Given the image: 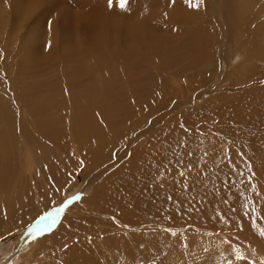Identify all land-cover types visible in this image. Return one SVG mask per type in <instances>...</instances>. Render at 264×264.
<instances>
[{
  "label": "bare ground",
  "instance_id": "bare-ground-1",
  "mask_svg": "<svg viewBox=\"0 0 264 264\" xmlns=\"http://www.w3.org/2000/svg\"><path fill=\"white\" fill-rule=\"evenodd\" d=\"M38 1L40 0H14L12 5L16 8L22 6L23 9L25 8L31 11L36 9L35 3ZM43 1L48 2V5L45 4L46 7L44 10L36 11L38 15L35 20L37 22L35 27L37 25L40 26L39 22L41 21L42 15L48 16L51 13V9H56V5H58V0ZM208 2L205 22L206 24H210L212 29L218 30H215L213 36H211L209 35L208 29L210 28L208 24L204 28L201 27L199 34L201 39L208 43L207 46L189 50L185 48L186 54L182 56H178L177 53L171 57H169L168 54H163V57H160V61L162 62H160L161 64L159 65L147 56L148 51L151 53V49H155L154 46L151 48L149 46L148 50L145 49L143 52L132 43L134 41L127 42L120 47L118 44L122 42L121 39L117 44L116 38L119 37L123 29H135L131 24H120L114 34L115 37L112 33L113 29H107L111 30L110 33L112 38L110 33L106 32V34H102L96 30L102 29V23L104 22L103 18L107 21L112 14H114L117 24L121 18L130 17V15L125 13L128 6L124 9L118 6L108 8L106 6L107 0H70V3L66 2L69 7H74V9H84L83 14H89L88 19L92 18L91 24L95 29H90V34L87 31H85L84 34H79L82 38L76 39L73 47L65 50L66 57L70 58L74 63L79 64V67L68 68L65 70L66 73L59 75L56 79L55 86H52L54 91L51 93L46 94L45 92H38L31 95L30 98H21L20 92L25 90V85L20 78L11 80L12 82L10 85H13V90L8 91L6 90V85L3 86L5 90L2 88V93L0 92V195L5 191L9 181L11 171L7 163L10 161V156H12L10 152L13 150V146L17 147L15 142L16 134L18 135L16 140H19L21 143L26 142L30 149H35L34 151H37L39 147L43 150L45 145L53 146V149L58 148L61 151L60 154H57L52 150L44 149L45 153H37L35 156L37 162L40 157L53 158V160H49L48 162L42 159L40 160V166L44 170L43 183L46 184L47 187H55L56 182L63 178L64 172L61 171V165L63 170L68 172L69 164L66 166L63 160L68 152V148L75 155L73 157H82L83 153L87 156L94 153L99 154V156L102 155L100 161L94 163L92 168H88L84 171L85 175H89L86 186L90 184L93 177L98 178L109 167L115 166L114 164L118 163L119 159L128 156L127 162L114 174H110L107 184L103 186V184L100 183L93 187V194H90L89 198L98 200L100 193H103L106 198L109 192L113 190L114 197L116 198V201L112 202L114 206L111 205L107 207L99 203V208L102 209L103 212L110 211L113 217L118 218L119 221L122 219L129 228L131 227L129 225L137 226L138 224H145L143 228H139L138 231V227L128 230L131 251L127 252L124 248H121V251L124 250L125 252L121 264H140L139 259L141 255L144 257V264H161V262H163V264H210L211 261L203 263L201 260L202 257L200 256H204L210 249L206 252H198L201 248L199 242H202L201 240H206L207 231L225 230L228 231V233H233L236 238L237 234H240L245 242L248 240L253 242V245L256 244L255 246H260V242L262 243V239H264V237L259 235V233L264 230V219L258 220L255 225H251L249 220L243 219V231H238L235 226V223L240 222L242 218L243 209L252 206V201H257L258 199L247 184L243 185V187L241 186L243 188L242 190L240 186L238 187L236 182L238 178L239 180L240 178L247 179V176H251L252 182L257 188L255 190L264 193V139L262 138L261 140L256 136L251 138L246 137L245 141H248V143L250 141L251 147L248 146V149H243V154L239 152V148L237 151L239 155L235 158L237 163L231 165V163L228 162L232 166V169L237 165V173L232 172L234 173L232 174L231 170H228L229 168L226 169L228 164H223L225 167L227 166L225 168L218 157H220L219 154L228 155V153L233 152L231 148H229L230 152H226L225 149H222V147H227L228 145L226 137L229 136V132L236 131L237 128L243 124L264 127V89L247 90L245 92L246 94L244 93L245 95L235 96L230 99L228 95H220V97H216L219 107H216V109L214 108V110L211 109L213 111L208 113L207 116H201L203 110L194 105L193 108L181 109L178 114L179 119H177L175 123L165 124V122H163L160 126H156L157 123H159V119L162 121L165 116V114L159 115V113L155 111V108L157 109L161 102V99H158V97L162 95V89L165 88L167 84L166 81L170 84L169 79H176L178 77L176 74L185 71L191 72V70L197 69L201 62L209 60L214 48V42L217 39L216 36L219 37L218 35H222L231 37L229 31L233 28L236 29V33H233L234 40L239 34L242 36V29L239 27L240 24L238 26V20L240 21L244 15L246 16L248 13V15L253 13H257V15L264 13V0H233V6H231L227 0H208ZM153 3L158 4L159 0H154ZM164 3L165 0H161V4L163 5L162 14L164 13V18L166 15L165 13L170 17L169 12L164 10ZM219 6L221 8H219ZM209 10H211L212 17L208 14ZM221 12L222 17L220 18L219 15ZM66 13L67 12L62 11V17L64 15L68 17L69 15ZM234 17L237 18V21L232 19ZM259 17H261V15ZM146 21L147 19L138 17L135 21V26L139 29L150 27L151 23ZM231 27L233 28L231 29ZM262 28H264V25L262 27L258 26L257 29ZM104 30L106 31V29ZM76 37L77 35H72L71 31L67 32V39ZM90 38H92V40L88 41L87 39ZM137 38L138 36H135V40ZM244 40H246V38ZM33 41L34 38L31 39V42ZM238 43H236V40L234 41V45L236 44L238 47L237 49L240 48ZM226 44L228 45V43ZM46 48L51 50L53 47L47 46ZM258 49L259 48L255 49V47H252L251 43L246 47L245 51L246 53L249 51L250 58H256L257 56L264 57V52L262 54L257 53ZM62 58L64 59V55ZM36 59L37 57L34 56L30 58L29 61L35 62ZM49 60H52V58L50 57ZM82 63L87 64V66H80ZM170 64L174 67H180L169 70ZM136 65H139L140 68L136 67ZM141 66L144 67L141 68ZM9 70L11 69L9 68ZM233 76L235 77L236 75ZM237 76L240 75L237 73ZM165 77L167 79H165ZM84 78L87 80H83ZM39 82L40 80L27 85L35 88ZM124 90L127 94L124 96L127 98L126 102H123L121 98L124 94ZM138 106H151L150 109L144 113L149 114L148 112H151V114L145 116L144 122L141 125L135 126L132 124L129 127H125V132L130 130L132 126V131L136 130L137 127H143V130L146 128L145 131L153 130L154 133L151 134L150 137L155 133H159L162 134L163 137L168 136V140H172L174 143L180 144L179 141L181 140L180 151L172 144L162 145L159 141H149L148 138L147 140L144 138L146 141H141L143 143H140L139 147H132L133 142L139 137V132L132 136H121V132L118 133V129L129 122L127 118H121L122 121H119L118 125H116L115 115H124L130 110L136 109ZM20 112H24V116L27 115V119L25 118L27 121L22 125L23 127H21L24 130V134L17 132L19 131L18 127L15 126L16 133H14L13 128L11 129L8 126L15 120L14 117L16 113ZM28 113H30L32 117L31 120H28V117H30ZM153 115L155 118L151 119L148 124V119ZM196 122L200 123V128L205 126V128L207 127L209 130H219L221 132V135H219L220 137L215 134L208 137L207 134L204 136V139L199 138L193 140L192 132L186 133L180 128V123L189 125L195 124ZM218 123H220V125H218ZM229 123L234 125H229ZM43 127H55L58 130H51L54 136L53 139L44 132L43 135L47 139L46 144L37 146L36 137L30 135L29 130L38 128L35 135L41 137L42 129L39 128ZM64 137L66 142H64L65 140L63 141ZM117 137H120V140L113 144V150L111 152H109L108 149H104L110 139H116ZM218 151L219 154H217ZM113 152H115V154L112 161L110 163H105L109 161ZM253 152L261 155V157L249 159ZM188 153H192V155L189 156ZM205 153H207V155H205ZM229 156L228 159L231 161L230 158L233 156V153ZM73 157L69 158L68 162L74 163ZM213 157L220 160V164L225 168L224 170L218 168L217 165L219 163L212 167L207 164L208 162H205L207 159H214ZM104 160L105 162H102ZM226 161L227 160L223 159V162ZM239 163H241V165H238ZM91 170L94 171L90 172ZM180 171H183L185 175L181 176ZM240 171L243 172V177L239 175ZM197 172L202 174L200 176V181L190 189L185 188V185L191 184V179L196 176ZM160 174L163 175L162 180L160 179ZM171 177L174 178L173 181ZM100 178L101 177H99L98 180H100ZM229 184H231V191H229ZM240 189L242 190L241 192ZM213 192H215V196L211 195ZM233 193L236 195H233ZM240 193H244V196L237 200ZM67 194L68 192H65L63 196ZM221 195H226L227 203H211L213 200L219 201ZM63 196L60 197V199L64 198ZM168 197H172V199L168 200ZM85 201L88 200L86 199ZM181 201H183V203H181ZM233 201H237L234 205L237 209L236 213L227 212L229 205H232ZM2 203L3 201L0 199V212L3 206ZM80 203L82 202H75L73 205L82 206ZM190 204L202 210L201 212H193L191 218H189L188 215ZM47 208L39 210L36 215H33L34 217H31L34 219L36 216L46 211ZM95 208L96 205H93L89 209H81V214L94 212ZM5 209L8 211L16 210L17 214H23L25 219L28 214V211L26 212V209H23L21 202L11 201V204L6 205ZM121 210L124 211L119 215L118 212ZM222 212H227L228 220H225L224 223H219L217 218L221 220L225 219V217L221 215ZM81 214L79 216H82ZM18 215L16 219L17 223L15 224L18 227L22 225L25 226L33 220L31 219L24 223V218L19 219ZM61 215H63V212L60 216ZM256 215L264 216V203L260 200L257 201ZM1 216L2 213L0 214V217ZM67 216L68 214L65 212L63 217L61 216L62 218L56 228L52 229L50 232H45L47 235H52V241L56 244V248L65 245L66 241H68L69 234L63 233V229L66 230V228H64L65 222L63 221ZM114 221H116L115 218ZM8 222V226L10 227L11 222ZM4 224H7L6 221H4ZM8 226L6 227L7 232L9 231L7 229ZM16 226L12 225V228ZM174 228H178L179 230L183 229V231L187 232L173 230ZM165 229H171V231H165ZM191 230L204 232L205 235L201 234L199 236L203 237L202 239H195L189 235ZM67 231L68 230H66V232ZM4 232L5 231H3V233ZM173 232L176 233V235H172ZM58 233L60 235H58ZM228 233H226V236H228ZM212 234L215 236V233ZM223 234L225 235V233ZM17 236V238H19L17 239V243L19 241H25L27 243L30 242L29 240L33 235L28 229H25L20 234L17 233ZM137 238H139L138 243ZM99 240L100 239L94 238L88 239V243L93 244L96 250L95 257L89 258V254L81 251H78L73 257H69L66 252H69L70 249L65 247L57 256V260L52 264H68L70 259L82 264H97V262H99V264H111L114 254L110 252L108 246L109 241L105 239L106 242H103V239L101 241ZM185 243H187V247H185ZM248 245L250 244H247V246ZM69 246L73 247L74 244L69 242ZM96 246H101L102 248L96 249ZM22 247H26V244L23 246L20 245L19 249H22ZM223 248L229 249L228 246ZM19 249H17V251ZM181 250H183L181 259H173L172 257ZM18 255V252H15L13 255L0 253V264H17L19 259ZM198 257L199 259H197ZM10 259L11 261H9ZM214 262L218 263L217 261Z\"/></svg>",
  "mask_w": 264,
  "mask_h": 264
},
{
  "label": "rangeland",
  "instance_id": "rangeland-1",
  "mask_svg": "<svg viewBox=\"0 0 264 264\" xmlns=\"http://www.w3.org/2000/svg\"><path fill=\"white\" fill-rule=\"evenodd\" d=\"M153 1L154 0H127L126 6H128V8L125 13L130 15V17L121 18L119 23L117 24L115 21L116 18L114 14H112L109 20L107 19V21H105V19L103 18L104 22L102 23V29L96 30L102 34H106V32L110 33L111 31L107 29H113L112 33L114 35L120 24H131L135 29H123L119 37L116 38L117 44L121 39L122 42L118 44L120 47H122V45L127 42L134 41L132 43L140 48L143 52L145 49L148 50L149 46L150 48L154 46L155 49H151V53H149L148 51L147 56L158 65L161 64L160 62H162L160 61V57H163V54H168L169 57H171L177 53L178 56H182L186 54L185 48L189 50L199 49L203 46H207L208 43L201 39L199 31L201 27L204 28L208 24H206L205 22V17L207 16L206 10L209 4L208 0H203V2L200 3L199 8L189 7L186 0H165L164 10H167L170 14L169 17L167 13H165L167 15H165V18L163 16L164 13L162 14L163 5L161 4V0H159L158 4H154ZM227 1L231 6H233V0ZM66 2L70 3V0H58V5H56L57 8L51 9V13L48 16L42 15L41 21L39 22L40 26L37 25L35 27V24H37L35 20L38 15L36 11H42V9L44 10V8L46 7L45 4L48 5V2L40 0L35 3V10L28 11L25 8L23 9L22 6L20 8L13 7L12 4L14 3V0H0L1 93L2 88L4 89L5 87L8 91L13 90V85H10V83L12 82L11 80L18 78H20V80H22L25 85V90L20 92L21 98H30L31 95L38 92H45L46 94L51 93L52 91H54L53 87L55 86L56 79L59 75H61L62 73H66L65 70L68 68L79 67V64L74 63L70 58L66 57L67 55L65 50L67 48L73 47L76 39L82 38V36H80L79 34H84L85 31L90 34V29L95 28L92 27L91 24L92 18L88 19L89 14L86 13V16L83 14L84 9H74V7H69ZM196 2L197 0H193V3ZM219 8L221 7L219 6ZM62 11L67 12L66 14L69 16L65 17L64 15L62 17ZM208 14L212 17L211 10H209ZM248 14H246V16L244 15L240 21L238 20V26L240 24L239 27L242 29V36L239 34L235 39L236 43L239 42V49H237L238 47L236 46V44L234 45L235 40L233 39V36L236 33V29L231 27V29L233 28L231 31H229L231 37H225L222 35H218L219 37L216 36L217 39L214 42V48L209 60H207L206 62H201L200 66L197 69L191 70V72L185 71L176 74L178 76L176 79H169L170 84H168V82L166 81L167 84L165 88L162 89V95H159L158 97V99H161V102L159 103L158 108H155V111L159 113V115L165 114V116L163 118L164 120L162 119L161 121L159 119V123H157L156 126H160L163 122H165V124L175 123L177 119H179L178 114L180 113L179 111L181 109L184 110L186 108H193L194 105L197 108H201V110H203L201 116H207V114L213 111L214 108L216 109V107H219L217 98L220 97V95H228L230 99L235 96L245 95V92L247 90L264 89V57L257 56L256 58H250L249 51H247V53L245 51L246 47H248V45L252 43V47H255V49L259 48L257 51L258 54H262L264 52V28L257 29L258 26L262 27L264 25L262 24L264 23V13L258 14L259 16L261 15L262 18L259 17L257 13H253L250 15ZM219 16L220 18L222 17V12ZM138 17L147 19L146 22L151 23L150 27H145L144 29L137 28L135 26V21ZM232 19L237 21V18L235 17ZM208 27L210 28L208 30L209 35L211 36H213L215 30H218L212 29L210 24H208ZM104 29H106V31ZM69 31L72 32V35H77V37L67 39V32ZM110 36L112 38L111 33ZM135 36H138L136 40ZM33 38L34 41L31 42V39ZM245 38L247 41L244 40ZM87 40L91 41L92 38ZM226 43H228V45ZM47 46H52L53 48L51 50H48V48H46ZM242 47H244L245 49ZM62 49L64 51V54ZM33 55L37 57L35 62L29 61L30 58L34 57ZM63 55L64 59L62 58ZM50 57L52 58V60H49ZM80 66H87V64L82 63ZM169 66V70L180 67H174L171 64ZM136 67H139V65H136ZM143 67L144 66H141V68ZM9 68L12 71L9 70ZM237 73L240 76H237ZM233 75L236 76L234 77ZM165 79L167 78L165 77ZM39 80L40 82L35 88L27 85L31 84L32 82L35 83ZM83 80L86 81L87 79L84 78ZM4 85L6 86L3 87ZM126 95L127 94L124 90V94L121 97L123 102L127 101V98L124 97ZM150 107L151 106H138L136 109H132L124 115L116 114V125H118L119 121H122L121 118H127L129 122L122 125L118 129V133L121 132V136H132L135 133L139 132V137L133 142L132 147H139L140 143L142 144L148 138L149 141H159L162 145L172 144L180 151L181 140L179 141L180 144L174 143L172 140H168V136L163 137L162 134L159 133H155L152 137H150V135L154 133L153 130L145 131L146 128L143 130V127H137L136 130L132 131V126L130 127V130H127L125 132V127H129L132 124H134L135 126L141 125L144 122L145 116L151 114V112H148L149 114H144L145 111H148L150 109ZM28 116H30V113H28ZM14 118L15 120H13L12 123H10V125L8 126L11 129L13 128L14 133H16V127H18L19 131L17 132H21V134H24V130L21 127H23L22 125L26 123L27 115L24 116V112H20L16 113V116ZM154 118V115L151 116L148 119V124L150 123L151 119ZM31 119V116L28 117V120ZM196 125L198 126L199 130H197ZM218 125H220V123H218ZM229 125L234 124L229 123ZM199 126L200 123L198 122H196L195 124L187 125L188 128H191L193 130V140H197L199 138L204 139V136L207 134L208 137H210L212 134L218 136L221 135V132L217 129L209 130V128H205V126H203V128H200ZM239 127L236 131H234L235 133L229 132V136L226 137L228 145L227 147H222V149H225L226 152H230L229 148L233 150V152H231L233 153V156L230 158L231 161H229L228 159L231 153H228V155H220L219 151L217 152V154H219L220 156L218 158L222 161L221 164H228V167L226 166L227 168L224 166L225 164L223 166L226 169L229 168L228 170H231V173H237V165L236 167L234 166L233 169L231 165L237 163V161H235V158L239 155V153L237 152L239 148V152L243 154L244 150L248 149V146L251 147L250 141L249 143L248 141H245L246 137L251 138L256 136L261 140L262 138L264 139L263 126L255 127V125L252 126L249 124H243ZM39 129H42L41 137L35 135L38 128L29 130L30 135H34L36 137L37 146L46 144L47 139L43 135L44 132L53 139L54 136L51 130H58L55 127H43ZM17 136L18 135L15 134V142L17 147L13 146V150H11L10 152L12 156H10V161H8L7 163V166L11 171L9 175V181L6 185L5 191H3V193L0 195V199L3 201V206L1 205L2 208L0 212V214L2 213V216L0 217V253L13 255L15 252H18L19 259L17 264L54 263L57 260V256L63 249H65V247H63L62 245L59 248H56V244H54L52 241L53 237L51 234L47 235L46 232L45 234L39 236L33 235L29 240L30 242L26 243L25 241H19L17 243V239H19L17 238V233L20 234L25 229L29 230L30 226L33 225L41 215H44L46 212H51L54 209L60 207L63 200L69 199L75 195H79L80 198L77 201H74L67 208H65L63 212V215L65 214V212L66 214H68V216L63 221L65 222L64 228L68 230L66 232V230L63 229V233L69 234L68 241H66L65 244H67V247L70 250L69 252H66V254H68L69 257H73L78 253V251H81L89 254V258H93L96 256V250L94 249L93 244L88 243V239H100L99 241L103 239V242H106L107 240L109 241L108 246L110 248V252L114 254V257L111 260V264H121V262H123L122 259L125 256V252L124 250L121 251V248H124L127 252L131 251L129 243L130 236L128 230L138 227V231L139 228H143V225L145 224H138L137 226L129 225L132 228L125 227L126 224L122 219H120L119 221L118 218L113 217L110 214V211L103 212V210L99 208V203L102 206H114L112 202L116 201V198L114 197L113 190L109 192L106 198L103 193H100L98 200L89 198L90 194H93V187L96 186V184L99 185L100 183H102L103 186L107 184V181L110 178V174H114L118 169H120L127 162L128 156L119 159V162L114 164L115 166H111L105 172H103L102 175L104 174L105 177L104 175L103 177L102 175H100V180H98L99 177H93V179L90 181V184L86 186V181L89 180L87 179L89 178V175H85L84 171H86L88 168H92L94 166V163L100 161L102 155L99 156V154L94 153L87 156L83 153L82 157H73L75 155L68 148L65 159H63L66 166L69 164L68 172L63 170L62 165L59 162L61 165V171L64 172V176L56 182L55 187H47V185L43 183L44 170L40 166V160L42 159L48 162L49 160H53V158L40 157L37 162L35 160V156L37 153H45L44 149L52 150L57 154H60L61 151L58 148L53 149L54 147L50 145H45L43 147V150L41 147H39L37 151H34L35 149H30L26 142L21 143L19 140H16ZM119 138L120 137H117L116 139H110L104 149H108L109 152H111L113 150V144L119 142ZM64 140L65 137L63 138V141ZM64 142H66V140ZM240 146L242 147V149ZM253 147L256 148L255 146ZM114 154L115 152H113L109 161L105 162L104 160L102 162L110 163ZM251 154L252 155H250L249 159L261 157V155L255 152ZM71 157H73V160L75 161L74 163L70 161L68 162L69 158ZM218 158L210 160L207 159V161L205 162H208L207 164L213 167V165L215 166L218 163L220 164V160H218ZM223 159L227 161L223 162ZM228 162H230L231 165ZM219 164L217 165L218 168L224 170L225 168H223V166ZM238 165H241V163H239ZM92 171L94 170H91L90 172ZM162 178L163 175L160 174V179L162 180ZM171 180L173 181L174 178L171 177ZM246 181L247 179L240 178L239 180L238 178L236 183L238 184V187H243V185L247 184ZM242 190L240 189V192ZM255 191L259 192V190ZM65 192H68V194L63 196ZM62 196L64 198L60 199V197ZM257 197V201L260 200L262 203H264V193H261V196ZM86 199L88 201H85ZM11 201L21 202L23 209H26V212L28 211L26 219L24 218L23 214L18 215L16 210L8 211L5 209V206L11 204ZM75 202H82L80 203L82 206L73 205ZM93 205H96L94 212H86L81 214V209H89ZM45 208H47L46 211L33 219V215H36L39 210ZM123 211L124 210L118 212L119 215ZM80 214L82 216H79ZM17 215L19 219L24 218V223L26 221H30L31 219L33 220L27 223L25 226L22 225L18 227L15 225L17 223ZM63 215L61 216L63 217ZM61 216L57 220V224L60 222L62 218ZM6 217H8L9 220ZM114 218L116 219V221H114ZM3 220L6 221V225L4 224ZM8 221L11 222L10 227L8 226ZM12 225L16 227L12 228ZM69 225L71 226L69 227ZM7 226V229L9 230L8 232L6 230ZM173 230L179 229L174 228ZM3 231H5L6 233H3ZM179 231L185 233L187 232L183 231V229ZM212 233H215V236H213ZM223 233H225V235ZM226 233H228V231L225 230L207 231L206 240H201L202 242H199L201 248L200 250L198 249L199 253L206 252L210 249V251H208V253H205L204 256L200 255L202 257L201 260L203 261V263L211 261L210 264H244V261L237 260V257H244L247 261H255V264H264V239H262V243L260 242V246H255L256 244L253 245V242L251 241L246 240L245 242L240 234H237L236 238L233 233H228V236H226ZM201 234L205 235L204 232L191 230L189 235H191L195 239H202L203 237H199ZM58 235L60 234L58 233ZM69 242L73 243L74 246L70 247ZM138 242L139 238H137V243ZM25 244L26 247H22V249H19L20 245L23 246ZM247 244L250 245L247 246ZM225 246H228L229 249L223 248ZM100 248L102 247L96 246V249ZM17 249L19 250L17 251ZM116 254H118L119 256ZM182 255L183 250L177 252L172 258L175 260H179L181 259ZM197 259H199V257ZM9 261H11V259ZM214 261H217L218 263H215ZM139 262L140 264L145 263L144 257L142 255L140 256ZM68 264L82 263L70 259L68 261Z\"/></svg>",
  "mask_w": 264,
  "mask_h": 264
},
{
  "label": "snow or ice",
  "instance_id": "snow-or-ice-1",
  "mask_svg": "<svg viewBox=\"0 0 264 264\" xmlns=\"http://www.w3.org/2000/svg\"><path fill=\"white\" fill-rule=\"evenodd\" d=\"M186 2L188 3L189 7L199 8L200 3H202L203 0H197L196 3H193V0H186ZM126 4H127V0H107L106 6L108 8H114V7L118 6L119 8L124 9L126 7ZM180 128L183 129L186 133H191L193 131L191 128H188L185 123H180ZM197 130H199L198 126H197ZM188 155L191 156L192 153H188ZM205 155H207V153H205ZM180 175L184 176L185 173L183 171H180ZM201 175H202L201 173L197 172L196 176L191 179V184L185 185V188L190 189L192 186H195L197 184V182L200 181ZM239 175L241 177H243L244 174L242 171H240ZM246 182H247V185L254 191L256 196H261L260 192L255 191L256 185L252 182L251 176L247 177ZM229 191H231V184H229ZM211 195L215 196L216 194H215V192H213ZM233 195H236V194L233 193ZM242 196H244V193H240L239 196L237 197V200ZM79 198H80L79 195H75L69 199H65L62 201L60 207H58L57 209H54L51 212H46L44 215H41L39 217V219L33 225L30 226V229H29L30 233L34 236H39V235L44 234L45 232H50L52 229L56 228L57 220L59 219L60 214L62 212H64L65 208H67L69 205H71L74 201H77ZM167 199L171 200L172 197H168ZM181 203H183V201H181ZM211 203H213V204L227 203L226 195H221L219 201L213 200V201H211ZM236 203H237V201H233V204L229 205L227 212L236 213L237 209L234 206ZM256 206H257V201L253 200L252 206L245 207L243 209L242 218H241L240 222L235 223V226L238 229V231H243V228H244L243 219L249 220L251 225H255L258 222V220L264 219V216H257L256 215ZM201 211L202 210L199 209L198 207L190 204L189 211H188L189 218H191V215L193 212H201ZM214 212H215V209H214ZM227 212L221 213V215L224 216L225 219L221 220V219L217 218L219 223H224L225 220H228ZM169 218H171V217H169ZM229 222H232V221H229ZM70 226L71 225H69V227ZM189 226H191V225H189ZM125 227H128V225H125ZM165 231H171V229H165ZM172 235H176V233L173 232ZM259 235L261 237H264V230H262L259 233ZM63 247H67V244L63 245ZM185 247H187V243H185ZM237 260L244 261V264H255V261H247L246 258H244V257H237ZM97 264H99V262H97ZM161 264H163V262H161Z\"/></svg>",
  "mask_w": 264,
  "mask_h": 264
}]
</instances>
